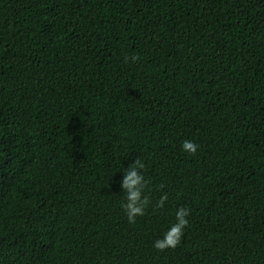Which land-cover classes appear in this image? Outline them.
Wrapping results in <instances>:
<instances>
[{"label": "trees", "instance_id": "trees-1", "mask_svg": "<svg viewBox=\"0 0 264 264\" xmlns=\"http://www.w3.org/2000/svg\"><path fill=\"white\" fill-rule=\"evenodd\" d=\"M0 264H264V0H0Z\"/></svg>", "mask_w": 264, "mask_h": 264}, {"label": "clouds", "instance_id": "clouds-1", "mask_svg": "<svg viewBox=\"0 0 264 264\" xmlns=\"http://www.w3.org/2000/svg\"><path fill=\"white\" fill-rule=\"evenodd\" d=\"M124 59L127 61L129 57L125 56ZM131 59L135 60L136 57L132 56ZM181 147L183 150L194 153L198 145L190 139H185ZM142 168L143 164L141 161L133 160L128 167L123 169L124 175L120 181V187L124 192L122 207L129 222H134L138 215H142L148 204V196L144 193L147 179L141 171ZM166 198L167 194L161 195L159 204L162 205ZM188 214L189 212L186 208L179 207L175 212V222L167 228L161 238L153 242V246L157 249L175 247L179 243L183 230L187 225Z\"/></svg>", "mask_w": 264, "mask_h": 264}]
</instances>
